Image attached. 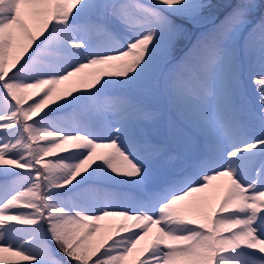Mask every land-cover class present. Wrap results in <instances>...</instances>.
<instances>
[{
    "label": "snow or ice",
    "instance_id": "snow-or-ice-1",
    "mask_svg": "<svg viewBox=\"0 0 264 264\" xmlns=\"http://www.w3.org/2000/svg\"><path fill=\"white\" fill-rule=\"evenodd\" d=\"M0 264H264V0H0Z\"/></svg>",
    "mask_w": 264,
    "mask_h": 264
},
{
    "label": "rangeland",
    "instance_id": "rangeland-1",
    "mask_svg": "<svg viewBox=\"0 0 264 264\" xmlns=\"http://www.w3.org/2000/svg\"><path fill=\"white\" fill-rule=\"evenodd\" d=\"M213 2L214 3H222V2H226V0H213ZM211 26H212L211 23H206L203 28H201V29H194L193 30L192 40H195V34H197L199 31L207 30V28H210ZM249 91H251V86H249Z\"/></svg>",
    "mask_w": 264,
    "mask_h": 264
}]
</instances>
